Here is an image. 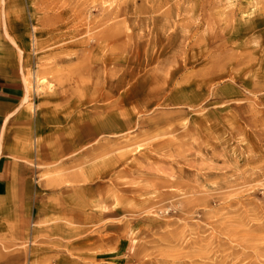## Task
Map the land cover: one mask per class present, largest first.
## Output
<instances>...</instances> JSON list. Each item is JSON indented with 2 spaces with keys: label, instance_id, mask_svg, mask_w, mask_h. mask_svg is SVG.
Instances as JSON below:
<instances>
[{
  "label": "rangeland",
  "instance_id": "1",
  "mask_svg": "<svg viewBox=\"0 0 264 264\" xmlns=\"http://www.w3.org/2000/svg\"><path fill=\"white\" fill-rule=\"evenodd\" d=\"M0 82V264H264V0H0Z\"/></svg>",
  "mask_w": 264,
  "mask_h": 264
},
{
  "label": "crops",
  "instance_id": "2",
  "mask_svg": "<svg viewBox=\"0 0 264 264\" xmlns=\"http://www.w3.org/2000/svg\"><path fill=\"white\" fill-rule=\"evenodd\" d=\"M19 95L18 85L0 82V117H3V122L10 121L22 113L21 109L18 108ZM21 159L20 152L14 149L5 135L1 136L0 214L7 211L10 220L14 219L11 215L18 211L17 207L24 203L26 198L37 195L40 190L36 185L34 187V182L38 183L39 175H33L32 172L28 171L27 164Z\"/></svg>",
  "mask_w": 264,
  "mask_h": 264
},
{
  "label": "bare ground",
  "instance_id": "3",
  "mask_svg": "<svg viewBox=\"0 0 264 264\" xmlns=\"http://www.w3.org/2000/svg\"><path fill=\"white\" fill-rule=\"evenodd\" d=\"M81 13L80 12H76V14L74 15H69L68 16V14L67 13H65L60 19L61 20H67V19H72V18H74L75 16L76 17H78V15H80ZM66 35V34H65ZM65 35H62V36H60L59 38H64L65 37ZM72 35V34H71ZM47 45V43H45V44H42L41 45V47H43V46H46ZM34 82H36V79H35V81ZM39 84H40V86H44L45 84H46V81L43 79V80H40L39 81ZM25 88H26V91H27V96H25V99H24V103H27L28 101H29V96H28V93H29V90H30V82H28L27 80H25ZM34 88H35V86H34ZM103 98V97H102Z\"/></svg>",
  "mask_w": 264,
  "mask_h": 264
}]
</instances>
